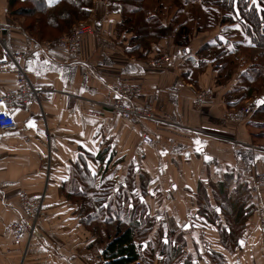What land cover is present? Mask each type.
Listing matches in <instances>:
<instances>
[{
	"label": "crops",
	"instance_id": "0c3cea01",
	"mask_svg": "<svg viewBox=\"0 0 264 264\" xmlns=\"http://www.w3.org/2000/svg\"><path fill=\"white\" fill-rule=\"evenodd\" d=\"M8 3L0 0V39L17 51L41 42L31 39L10 15ZM183 6L188 13L181 26L174 20L179 8L173 16H159L165 33L147 49L132 52L128 35L133 33L119 26L120 5L93 0L88 17L96 23L95 31L82 38L77 57L53 47L27 59L30 80L46 89L18 109L14 130H0V264H104V248L115 221L87 226L80 199L67 197L65 189L76 185L95 193L93 185L107 180L110 188L98 191L107 195V203L121 196L130 207L147 208L150 230L143 237L162 234L174 244L182 238L178 264H213L209 246L225 264H264V180L256 183L264 176V135L255 129L257 120L252 116L238 125L226 119L229 110L247 100L238 101L244 93V72L257 56L236 8L224 12L202 0ZM164 52L169 54L167 63L147 65L148 57ZM120 81L140 84L136 101L153 106V120L131 122L105 107ZM14 85L12 75H0V94ZM200 88L212 90V96L198 108L195 92ZM146 133L153 138L147 146L141 143ZM100 153L102 159L97 161ZM203 157H210L206 160L213 164L206 166ZM78 163L85 176L78 174ZM129 163H133L130 176ZM227 181L220 191L219 184ZM213 186L220 197L214 208L219 226L199 229L207 226L205 217L211 219L198 207L204 199L212 204ZM144 188L145 197L140 194ZM241 188L249 195L240 202L248 213L237 228L231 211ZM21 192L44 195L43 215L34 231L26 222V233L15 239L5 233V226L20 215ZM229 225L239 233L237 246L230 250L221 231ZM162 240L168 244L165 237ZM141 243V254L148 252L150 242ZM174 244H168L169 255ZM159 252L151 255L149 264H171L172 258L163 262Z\"/></svg>",
	"mask_w": 264,
	"mask_h": 264
},
{
	"label": "trees",
	"instance_id": "16d2710c",
	"mask_svg": "<svg viewBox=\"0 0 264 264\" xmlns=\"http://www.w3.org/2000/svg\"><path fill=\"white\" fill-rule=\"evenodd\" d=\"M92 1L93 0H56V3L50 5L48 0H9L8 8L10 15L13 17H16V15L31 16L34 12L44 14L43 17L45 18V21H41L42 23L37 22L31 26L23 24V29L31 39L35 38L36 40L41 41L40 38H37V35L35 36L31 33V29H33L34 26L36 29H41L45 25L44 22H46L49 25H47V27L57 30L58 34L64 32L66 33L71 30L72 25H74L76 21L89 16ZM110 1L119 4L122 8V19L119 26H122L126 32L133 33V36L130 39L131 48L129 49L132 50V52L137 50L139 47L147 49L152 41H156L165 33L164 25L158 21L159 19H157L158 14L148 13V16L142 14L145 10L144 0ZM189 1L190 0H174L173 4L183 5ZM21 3L30 4L18 6V4ZM135 3H138V5ZM204 3L222 6L227 10L236 8V16L245 26L247 37L250 44H252L250 47L254 48L253 50L257 56V61H254L246 72H244V82L247 83V86L238 101L252 99L254 95L260 93L257 87H260V89L264 87V0H204ZM53 9H58V12L51 16L48 12ZM135 15L139 16L133 17ZM151 19L153 20L152 24L150 23ZM53 37L56 36L53 34L48 36V38ZM134 39H137V41L133 42ZM252 83H256L257 87L252 85ZM261 98H264V93L259 94L258 98L254 97L253 103L248 102V117H264V105H258L256 103ZM240 105L241 104L235 106L234 108H237ZM101 154L103 153L96 155L95 158L97 161L102 159ZM79 169L81 170L82 175L85 176V169L81 168L80 165ZM140 178H143L146 182V178L142 175ZM227 184L228 181L219 184V190L224 191ZM65 191L67 197L77 200L80 199V210L83 212V221L87 224V226L89 223L92 224L93 221L95 223L109 222L110 220L115 221L116 224L112 227V234L109 235V241L106 244L107 246L104 248L103 257L106 261L104 264H129L130 262L142 257L139 250L142 246L141 238H143V235L150 230L146 208L140 204H138L137 208L134 206L130 207L129 200L127 202L126 199L122 200L119 196H113L107 203L104 199L105 197L101 193H91L88 188L86 189L76 185L70 186L65 189ZM241 194L242 188L240 189V195ZM237 198L239 199V197ZM233 205L234 206L231 211L232 215H234L232 219L235 221L233 225L238 228L237 225L243 217H246V212L244 213L242 211V204L240 203V200L237 201L235 199ZM231 227L232 225H229L227 229L224 227V229L221 230L223 232V244L229 250L237 246L239 239L238 229L235 228V230H233ZM228 229L229 231L227 232ZM167 245L168 244H164L161 246L159 252L161 255L163 254V250L165 248L167 249ZM178 251L179 247L175 245L170 250V256L175 257V254ZM211 256L215 264H225L221 254L218 255L213 253Z\"/></svg>",
	"mask_w": 264,
	"mask_h": 264
},
{
	"label": "built area",
	"instance_id": "2783aa9c",
	"mask_svg": "<svg viewBox=\"0 0 264 264\" xmlns=\"http://www.w3.org/2000/svg\"><path fill=\"white\" fill-rule=\"evenodd\" d=\"M95 23L89 21L86 26H81L79 29H73L68 35L62 36L59 40H51L36 43L24 50H11L0 39V75H12L15 85L14 87L4 91L0 94V130L11 131L17 126L16 116L18 109L28 106L33 98H37L38 94L45 90L44 86H38L32 83L26 69L27 59L34 53H46L53 47H60L70 57H77L80 49V38L82 35L91 32L92 26ZM82 28V29H81ZM169 61L168 55H158L147 60L150 66H160ZM113 100L106 103V108L110 109L112 113L121 118L128 119L131 122H141L143 120H153V106L150 103H139L136 101L141 94V86L139 84H131L124 82H117L113 88ZM212 96L211 90L195 92V105L199 108L205 98ZM249 115L248 104L234 108L226 114V119L233 123H242L246 121ZM217 136V135H215ZM153 138L147 133L142 136L141 143L151 144ZM206 166H211L212 161L205 160ZM264 180L261 175L256 180L259 185ZM44 195L38 197H31L28 193L21 192L20 194V215L14 222L8 223L5 226V233L12 235L15 239L26 233L28 226L30 232L34 231L39 224V219L43 215ZM26 222H29L27 226ZM129 264H144L141 259H136Z\"/></svg>",
	"mask_w": 264,
	"mask_h": 264
},
{
	"label": "rangeland",
	"instance_id": "374dc122",
	"mask_svg": "<svg viewBox=\"0 0 264 264\" xmlns=\"http://www.w3.org/2000/svg\"><path fill=\"white\" fill-rule=\"evenodd\" d=\"M173 1L174 0H158V2L156 1V3H155V5H154V2L151 4V6H147L146 5V2H148V0H144L143 2L145 3L144 4V7H145V10L143 11V15H149L150 13H149V9H151V12L152 13H156V14H158L157 15V19H159L160 17L159 16H163V15H166V14H168V16H171L172 15V11L174 10V9H176V8H179V13L177 14V15H175L174 16V20H175V26H181L182 24H180L181 22H182V19H184V16H183V14H186V12L187 11H184L183 10V8H184V6L183 5H175V4H173ZM203 2H204V0H202ZM142 2V3H143ZM20 3V2H19ZM169 3H171L172 4V9L170 10V9H168V8H170L169 7ZM30 3H21V4H18V6H25V5H29ZM136 5H138V3H135ZM206 4H210V3H206ZM61 5H63V4H61ZM211 5V4H210ZM161 6H164V7H166L165 9H161L159 12H156L158 9L157 8H161ZM216 6V5H215ZM225 7H220V9H224ZM157 9V10H156ZM226 9V8H225ZM223 10L224 12L227 10ZM58 9H53V10H51V11H49L48 12V14H50L51 16H53L56 12H58L57 11ZM149 13V14H148ZM188 13V12H187ZM229 13V12H228ZM44 16V14H42V13H40V12H34L33 13V15H31V16H22V15H16V17H14L15 19L17 18V20H19L21 23H22V25L23 24H25V25H29V26H31V25H34V24H36L37 22H40V23H42L41 21H45V18L43 17ZM139 15H135V16H133V17H138ZM141 16V15H140ZM173 16V15H172ZM228 18L229 19H231L232 18V16H231V14L229 13V16H228ZM89 21H92V20H90L89 19V17H86V18H83L82 20H79V21H76L75 22V24L74 25H72V28L71 29H73V31L75 32V29H79L81 26H83V27H85L86 26V23H89ZM152 22H153V20L151 19L150 20V23L152 24ZM45 23V25L41 28V29H36L35 28V26H34V28L33 29H31L32 30V34L33 35H37L38 37L37 38H40L41 39V41L42 42H47V41H51V40H59V39H61L62 38V36H66V35H68V34H70V32L72 31V30H70V31H68V32H64V33H61V34H58L57 33V30H54V29H50L49 27H47V25H48V23H46V22H44ZM49 26V25H48ZM82 29V28H81ZM92 31L91 32H88L87 34H84V35H82V37L80 38V47L82 46V44H81V40H82V38L83 37H87V36H89V35H92L93 33H94V31H95V26L93 25L92 26ZM50 34H53L54 36H56V37H53V38H48V36L50 35ZM129 37V40L131 39V37H132V34L131 35H128ZM131 36V37H130ZM135 41H137V39H134V41L133 42H135ZM79 51H80V49H79ZM168 55L169 56V54L167 53V52H164V53H162V55ZM158 55H161V54H155V55H153V56H150V57H148L147 58V60H149L150 58H152V57H155V56H158ZM146 60V61H147ZM147 65H149V64H147ZM164 65V64H163ZM163 65H160V66H163ZM150 66V65H149ZM158 66V65H157ZM157 66H150V67H157ZM160 66H158V67H160ZM242 82V81H241ZM131 84H138V83H131ZM243 85H244V87H243V89L245 90V88H246V86H247V83L246 82H243L242 83ZM140 85V84H139ZM252 85H257L256 83H252ZM191 86V85H190ZM192 87V86H191ZM257 87V86H256ZM257 89H258V91L260 92H258L259 94H261V93H264V87L263 88H261L260 89V87H257ZM197 91H204V90H206V89H196ZM211 93H212V90H211ZM259 94H256V95H254L252 98H258V96H259ZM210 98V97H209ZM205 99H207V98H205ZM204 99V100H205ZM203 100V101H204ZM248 100H250V99H247L246 101H242V103H241V105L243 104H245V103H247V101ZM202 104V103H201ZM248 104V103H247ZM240 105V106H241ZM230 111V110H229ZM228 113V112H227ZM226 113V114H227ZM117 116V115H116ZM120 117V116H119ZM255 120H257V122L255 121V126H256V128L255 129H257L258 128V131H260V135H264V117H261V118H254ZM238 124H241V123H237V124H235V125H238ZM257 131V130H256ZM263 137V136H262ZM263 141H264V138H263ZM129 165V176L130 175H132L133 174V163H129L128 164ZM81 166V168H84V167H82V165H80ZM117 169V168H116ZM80 170V169H79ZM77 172H78V170H77ZM78 174L80 175L81 174V170L78 172ZM77 174V176L79 177V175ZM107 177V176H106ZM129 184H130V179H129V181L128 180H126ZM126 182V183H127ZM112 183L114 184L115 183V181L113 180L112 181ZM93 183H91L90 185H92ZM112 184H111V182L110 181H102L101 183L100 182H96V184L95 185H93L94 186V189H96V192L99 194L100 192H98V190H100L101 188H103L104 189V186H111ZM110 188V187H109ZM210 192H211V205L204 199V200H202L203 201V203L198 207V212L199 213H201V211H203V210H205V211H208V213H209V215H210V217H211V219H209V217H205L206 218V220L204 221L205 223H206V225L207 226H205V227H198L199 229H203V230H206V229H210V227H215L214 225L215 224H217L218 225V218H216V215H215V211H214V208H215V206L219 203V196H218V194H217V189H215V187L213 186L212 187V189H210ZM102 194V193H101ZM142 196L144 195V197L145 196H147V193H146V188H144L143 189V191H141V193H140ZM105 196V200L106 201H108V197H107V195L106 194H104ZM119 198H121V196H119ZM246 198L248 199L249 198V195H248V192H243L240 196H239V199L237 198L236 200L237 201H239L240 200V202H245V200H246ZM122 199V198H121ZM134 199V198H133ZM133 201V200H132ZM137 201H138V199H137ZM206 201V202H205ZM19 202H20V197H19ZM242 202V203H243ZM238 204H239V202H238ZM219 205V204H218ZM145 208V207H144ZM147 209V208H146ZM246 213H248V212H246ZM200 215V214H199ZM225 222H226V220L225 221H222L221 222V224H225ZM163 237H165V241H167L166 243H168V244H170V245H172V244H174V242H172V239L169 237H167L166 235H164V236H162V234L161 235H156V237L155 238H151V239H149V240H147V238H146V236L145 237H143V238H141V242L143 241V243H147V242H150V244H149V246L151 247L150 248V250L148 251V252H145V253H143L142 254V262L143 263H145V264H149V263H151V261H152V257L153 256H151V255H154V254H157V252H159V250H160V248H161V246L162 245H164L163 244ZM180 240L181 241H183L182 240V238H176V240H175V245H178V243H180ZM213 244V242H211L209 245H212ZM146 245V244H145ZM170 245H168V247H167V249L165 248L164 250H163V254H164V256H163V258H162V261L164 262V261H166V259H167V257L168 258H172V261H171V264H178L179 263V258L181 257V252L180 253H178L177 252V254H176V256L175 257H173V256H170L169 255V249H170ZM184 245V243H181L180 244V246L178 245V247L179 248H181L182 246ZM208 249L210 250V253L211 254H213V253H216L215 252V250H213L210 246L208 247ZM154 251V252H153ZM211 254L209 255V258L211 257ZM178 258V259H177ZM211 259H212V257H211ZM213 264H215V262H213Z\"/></svg>",
	"mask_w": 264,
	"mask_h": 264
},
{
	"label": "snow or ice",
	"instance_id": "6c2138e0",
	"mask_svg": "<svg viewBox=\"0 0 264 264\" xmlns=\"http://www.w3.org/2000/svg\"><path fill=\"white\" fill-rule=\"evenodd\" d=\"M48 2H49V4L51 5V4L56 3V0H48ZM222 39H223V38H222ZM256 103H257L258 105H264V98H261V99L258 100ZM32 126L34 127L35 125L33 124ZM195 143H196L197 145H199V144H200V141L197 140ZM197 150L199 151V149H197ZM206 159H210V157H206ZM93 174H95V173H93ZM62 179H67V177H62ZM241 243H243V242H241Z\"/></svg>",
	"mask_w": 264,
	"mask_h": 264
},
{
	"label": "water",
	"instance_id": "95a60500",
	"mask_svg": "<svg viewBox=\"0 0 264 264\" xmlns=\"http://www.w3.org/2000/svg\"><path fill=\"white\" fill-rule=\"evenodd\" d=\"M204 159H206V157H203Z\"/></svg>",
	"mask_w": 264,
	"mask_h": 264
}]
</instances>
